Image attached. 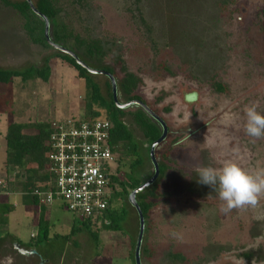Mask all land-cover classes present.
<instances>
[{"label":"rangeland","instance_id":"rangeland-1","mask_svg":"<svg viewBox=\"0 0 264 264\" xmlns=\"http://www.w3.org/2000/svg\"><path fill=\"white\" fill-rule=\"evenodd\" d=\"M59 7L58 22L81 38L100 41L101 65L112 70L118 85L126 73L140 79L135 94L167 127L165 145L156 151L158 162L168 168L157 191L163 198L145 221L140 263L264 264V199L255 209L225 214L218 193L199 183L197 175L198 167L218 168L226 159L247 170L264 168V138L244 131L246 106L258 103L264 114L259 28L264 0H60ZM22 25L17 12L0 4V68L48 64L51 73L47 82L17 78L8 87L0 85V187L5 191L8 124L82 119L88 95L77 71L54 58L56 49L33 44ZM52 31L49 23L51 41ZM73 46L65 48L72 52ZM93 78L104 93L109 78ZM217 84L225 90L219 92ZM137 109H124L121 119L142 149L136 177L146 181L153 166L148 144L130 119ZM111 170L115 175L117 166L111 164ZM5 200L15 206L0 225V264H135L132 245L139 223L130 204H125L121 232L95 230L96 247L84 231L63 238L81 218L58 204L34 206L18 194L0 192V202ZM16 246L35 253L22 255ZM169 253L185 261H171Z\"/></svg>","mask_w":264,"mask_h":264},{"label":"trees","instance_id":"trees-1","mask_svg":"<svg viewBox=\"0 0 264 264\" xmlns=\"http://www.w3.org/2000/svg\"><path fill=\"white\" fill-rule=\"evenodd\" d=\"M30 1L38 14H35L31 10L26 0H0V4L4 7L13 9L21 16L23 20L22 27L33 44L43 48L50 47L44 35V21L42 17H45L48 23L53 25V43L66 50L67 48H65V46L73 43V47H75L77 52L73 50L72 53H74L79 61L89 68L101 70L113 76V72L110 68L101 65L105 54L99 40L90 37L87 39L81 38L74 34L68 25L58 22V17L61 12V8L59 7L60 0ZM261 17L259 28L262 30L264 38V7ZM56 51L57 52L53 55L54 58L61 60L67 66L76 70L78 77L83 80L86 87L88 95L85 102L83 119L107 121L112 125L110 144L112 153L115 155L117 161L116 174L111 178L113 191L112 202L109 203V207L103 212L102 219H97L95 222L89 219L73 221L70 233L63 237L67 239L72 238L81 231H84L89 234L95 246L98 247L99 236L95 230L104 229L121 232L122 224L128 214L125 207L126 203L129 204L128 196L133 190L146 182L136 177L138 168L143 164L142 149H140L132 132L121 119L124 115V109L115 106L111 85L107 83L106 91L103 93L98 83L94 80V75L77 64L76 60L71 56L63 54L58 50ZM79 52L81 54H79ZM50 73L51 71L48 64L42 67L29 66L25 69L0 68V85L8 87L13 83V80L17 78L22 82L31 80L47 82ZM139 84L140 79L136 75L126 73L122 82L119 85L117 84V100L120 102L119 97H123L126 99V102L141 101L144 103V101L135 94ZM216 89L219 92L225 90L220 84L216 85ZM130 119L139 129L148 144L147 152L149 153L150 146L156 142L162 134L160 125L153 121L152 118L139 107L130 115ZM55 123L56 121L50 120L34 123L13 121L8 124L4 134V174L5 177H9L7 182L8 190H2V187H0L1 193L4 191V194L7 195L18 194L22 197L24 202L37 206L40 205V203L38 198L32 194L33 191H49L54 188V177L52 173L48 171L50 164L48 154L50 150L49 139ZM165 139L157 148L165 145ZM163 155L162 157L165 159L166 156L165 154ZM158 167L159 176L157 180L150 187L136 194V201L142 212L144 221L148 220L151 212L157 205L155 201L159 198H163L162 194L157 191L160 185L159 182L163 179L168 168L165 164L159 162ZM14 206L15 205L8 200L0 202V225H5L7 223L6 216L14 210ZM104 221H106L107 224H105ZM45 234L44 232V235ZM46 237L47 235H45V238ZM135 243L134 241L132 245L133 248H135ZM168 259L181 263L185 261L184 256L179 253H169Z\"/></svg>","mask_w":264,"mask_h":264},{"label":"built area","instance_id":"built-area-1","mask_svg":"<svg viewBox=\"0 0 264 264\" xmlns=\"http://www.w3.org/2000/svg\"><path fill=\"white\" fill-rule=\"evenodd\" d=\"M111 129L107 121L79 117L53 125L48 171L54 177V188L33 191L40 205L58 204L92 222L103 218V212L112 202L111 178L115 175L111 164L117 166L110 144Z\"/></svg>","mask_w":264,"mask_h":264},{"label":"clouds","instance_id":"clouds-1","mask_svg":"<svg viewBox=\"0 0 264 264\" xmlns=\"http://www.w3.org/2000/svg\"><path fill=\"white\" fill-rule=\"evenodd\" d=\"M258 108V103L244 108V131L254 139L264 138V114ZM197 175L199 183L212 186L218 193L222 202L220 210L225 214L234 209H255L264 199V168L247 170L236 161L226 159L218 168L198 167ZM173 236L179 238L177 233Z\"/></svg>","mask_w":264,"mask_h":264},{"label":"water","instance_id":"water-1","mask_svg":"<svg viewBox=\"0 0 264 264\" xmlns=\"http://www.w3.org/2000/svg\"><path fill=\"white\" fill-rule=\"evenodd\" d=\"M26 1L29 4L31 10L35 14H38V12L33 7L31 1L30 0H26ZM42 18L44 21V35H45V38H46L49 46L60 51L63 54H67V55L71 56L72 58H74L76 60L77 64H79L82 68L86 69L90 74H94V75L105 74L107 76V78H109L113 101H114V104L117 108L126 109V108L131 107V106H137V107L141 108L156 123H158L162 129V134H161L160 138L156 142H154L150 146V149H149V158H150V161H151L152 166H153V174H152L151 178L148 179L146 182H144L141 186H139L138 188L133 190L128 196V203L135 209L137 216H138V223H139L138 236H137V240H136V244H135V248H134V261H135V264H141L140 263V248H141L142 239H143L145 221H144V217L142 215V212H141V210L137 204L136 194L143 191L144 189L150 187L157 180V178L159 176V167H158V161L155 157V149L165 139V137L167 135V127H166L165 123L163 122V120L160 119L153 111H151L145 103H143L141 101H130V102H127L124 104L120 103L117 100V84H116V81L113 78V76L110 73H107V72H104L101 70L100 71L94 70V69L87 67L85 64H83L81 61H79L77 59V57L74 55V53H72L69 50H66L63 47L53 43L51 41V39L48 37V27H49L48 20L45 17H42ZM15 249L18 250V252L22 255H33L35 253L33 251L20 250L17 246Z\"/></svg>","mask_w":264,"mask_h":264},{"label":"flooded vegetation","instance_id":"flooded-vegetation-1","mask_svg":"<svg viewBox=\"0 0 264 264\" xmlns=\"http://www.w3.org/2000/svg\"><path fill=\"white\" fill-rule=\"evenodd\" d=\"M120 103H121V101H120ZM125 103H127V102H125ZM122 104H124V103H122ZM131 107H134V106H131ZM128 108H130V107H128ZM127 109V108H126ZM153 120V119H152ZM154 121V120H153ZM157 147H156V149H155V157H156V151H157ZM156 159H157V157H156ZM158 161V160H157ZM153 174V173H152ZM151 178V177H150ZM147 181V180H146ZM18 251V250H17Z\"/></svg>","mask_w":264,"mask_h":264},{"label":"snow or ice","instance_id":"snow-or-ice-1","mask_svg":"<svg viewBox=\"0 0 264 264\" xmlns=\"http://www.w3.org/2000/svg\"><path fill=\"white\" fill-rule=\"evenodd\" d=\"M190 99L193 98V97H189Z\"/></svg>","mask_w":264,"mask_h":264}]
</instances>
